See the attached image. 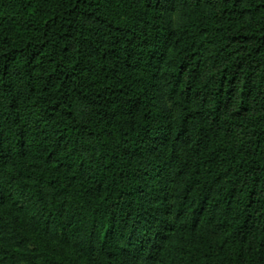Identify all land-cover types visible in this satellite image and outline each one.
<instances>
[{"label":"trees","instance_id":"obj_1","mask_svg":"<svg viewBox=\"0 0 264 264\" xmlns=\"http://www.w3.org/2000/svg\"><path fill=\"white\" fill-rule=\"evenodd\" d=\"M0 264H264V0H0Z\"/></svg>","mask_w":264,"mask_h":264}]
</instances>
